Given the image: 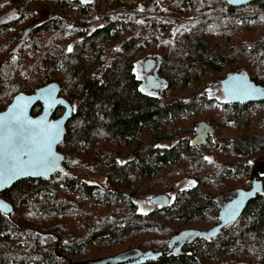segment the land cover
Returning a JSON list of instances; mask_svg holds the SVG:
<instances>
[{"label":"trees","instance_id":"trees-1","mask_svg":"<svg viewBox=\"0 0 264 264\" xmlns=\"http://www.w3.org/2000/svg\"><path fill=\"white\" fill-rule=\"evenodd\" d=\"M32 1L0 0V21H4L0 23V54H9L0 66V96L33 93L53 80L50 73L56 69L61 80L55 81L60 83L62 95L75 104V114L59 145L66 155V171L49 180H20L0 194L14 206L11 216L0 212V264H71L73 260L65 256V249L92 252L97 238L107 236L115 241L118 234L154 225L156 220H148L138 212L135 196H130L128 209L119 204L123 196L128 198L120 190L125 187L120 181L134 176L135 185L139 175L147 174L171 182L170 163L178 168L184 157L189 162L179 169L200 179L201 186L205 182V154L214 149V143L196 147L190 142L196 124L202 120L215 127L214 137L222 153L210 176L219 182L212 199L218 207L217 223L208 231L191 228L197 233L177 252H172L174 238L189 229L174 232L168 241L166 237L156 240L146 251L151 256L144 263L130 264H219L224 260L264 264V196L253 199L246 208L242 203L237 215L229 216L230 206L243 191L238 184H250L252 169L246 156L254 157L264 151V120L253 133L241 134L238 129L245 123L244 112L264 101L247 105L225 102L217 107L198 87L190 97L177 94L170 101L168 98L172 90L183 92L190 83L216 76L236 62L239 69L264 85V27L257 34L253 29L254 23L261 22L264 0L243 5H232L226 0H108L104 25L87 35L76 52L67 49L68 35L87 7L72 0H39L33 12L50 8V3L56 15L40 25L24 27L17 40L19 34L13 28L20 20H8L10 8L22 11L24 16L27 10L20 8ZM174 15L193 20L176 28ZM234 34L236 38L229 44ZM223 35L224 39L219 40ZM246 35L247 40H242ZM23 37L24 44L14 54ZM151 43L161 51L156 52L160 59L158 73L167 81L159 92L142 84L141 57L137 58ZM179 84L181 88L176 87ZM40 110L39 104L33 113ZM188 113L205 116L187 124L184 117ZM59 114L60 110L56 115ZM157 117L155 132L146 140V126ZM245 124L248 130V122ZM221 126L231 132H223ZM165 139L176 141L163 148L160 142ZM121 158L130 160L122 164ZM232 172L240 177L228 180ZM94 175H105L109 190L115 191L111 195L108 190L106 204L99 212L114 215V219L108 217L100 227L91 224V210L83 202L85 193L96 187L83 177ZM76 182L82 183L80 199L71 190L61 192L63 184L74 186ZM199 187L187 192L195 197L196 204L174 201L168 208H160L168 213L166 220L181 215L195 218L203 213L205 202L198 199ZM226 195L233 200L227 201ZM172 206L177 208L170 212ZM82 210L90 216L80 233L71 227ZM123 218L128 222H117Z\"/></svg>","mask_w":264,"mask_h":264},{"label":"rangeland","instance_id":"rangeland-1","mask_svg":"<svg viewBox=\"0 0 264 264\" xmlns=\"http://www.w3.org/2000/svg\"><path fill=\"white\" fill-rule=\"evenodd\" d=\"M39 0H33L28 6L22 7L20 9L27 10L26 15L23 16L22 11L17 9L10 8V14L8 15V20H12L14 18H19L20 24L15 26L13 30L17 31L18 39L21 37L23 33V28L31 25V26H37L43 23L45 20L49 19L50 17H53L56 15V12L51 9V4H49L50 8L44 9V10H38L33 12V10L36 8ZM72 2L78 3L77 5L86 6L87 10L85 15L79 17L80 20L73 23V31L69 33V39L67 43V49L71 47V51L76 52L78 50L79 44L85 39V37L89 34H91L95 29L101 27L104 25L105 17L108 14L110 7L108 4V0H72ZM111 2V1H110ZM245 14H248L249 12L247 10H244ZM261 22H257L253 24V29L255 33L257 34L263 27H264V13L261 14ZM197 19V17H195ZM193 20L192 17H175L174 15V24L176 28L179 26H182L183 23L187 21ZM16 33V32H14ZM225 35H223L219 40H223ZM236 38V34L232 35L229 44L232 43V41ZM248 35L244 36L242 40H247ZM15 44V43H14ZM13 44V45H14ZM13 45L11 46L8 53H11V50L13 48ZM26 51L23 50V52ZM161 52L157 48H155V44L151 43L146 49L138 53L137 58L144 56L147 53H156ZM9 55V54H8ZM8 55L0 54V66L5 61L6 57ZM24 55V54H23ZM140 60V59H139ZM142 64L144 63L143 60H141ZM239 62H236L232 65H227L225 70L216 75V76H209L206 78H202L200 82L194 81L190 83L189 87L183 91L179 92L172 90L168 94L169 101L171 100L172 96L179 95V97H190L192 91H194L197 87L201 89V93L203 95H206L208 100L212 99L214 100L213 104L214 106H223L225 102H228L226 100L225 94L222 89V81L223 79L231 73L234 72H246L243 69H239ZM238 69V70H236ZM51 77H53L52 81L55 80H61L58 78L61 74H58L56 72V69H52L51 71ZM49 79L51 81L52 78ZM8 84V83H7ZM48 84V83H46ZM44 84V85H46ZM182 84V83H181ZM179 84L176 86L177 88H181L182 85ZM43 85V86H44ZM41 87V86H40ZM34 89L33 91H35ZM15 94L9 98L8 96L1 95L0 96V104L1 109H6V107L11 103L13 97ZM73 106L75 108V104L73 103ZM75 113V109H74ZM209 115L212 114V111L207 112ZM204 114H197V115H191L188 113L185 118V122L187 124H190L193 120L197 121L201 118H204ZM214 116L216 117V114L214 113ZM243 120H245V123L248 122L249 129L247 130L246 124L238 129V131H241V134H250L254 131L259 130V124L261 120H264V104L262 105H253L251 108L246 110L244 112ZM158 122V117L154 120H152L147 126L145 130V138L146 140L151 137V135L155 132V124ZM168 127L170 125H167ZM224 126H221L223 128ZM167 128V132H168ZM223 132H231L230 129H222ZM210 139V143H214L213 151L211 150L209 153L205 154V168L202 172V178L204 179V183L200 186L201 180L198 178H195L193 176H188L185 170L179 169V167H183L187 162H189V159H185L183 157V161L178 163L179 167L173 163H170L169 169L171 176V182H168L166 178L159 177L157 178V175L155 177H151L147 174L145 175H139L138 185L140 186V189H137V183H135V179L131 176H129L127 179H123L120 181V184L124 183L125 187L121 188V192H128L131 196L134 197L135 201L138 203L140 211L139 213L143 214L145 218H148V220H156L154 225L147 226L145 229H140L138 232H126L125 234L117 236L118 240L112 241L109 237H101L94 240V251L89 252L88 250H83L82 252H79L77 250L73 249H65L64 254L67 258H70L72 261V264H100L96 263L100 261L102 264H104V260L108 261L110 259L115 258H124L125 252L130 249H135L137 251L141 250L142 252H146L149 250V248L153 247V244L156 240H160L163 237L167 238V241L172 236L174 232L180 231V230H186L189 229V231L185 232L184 234H178V237L174 238V245L172 248V252H177L180 250V247L185 243L190 241L189 239L193 238V235L197 233V231H192L193 229L198 230H212V228L217 223L216 219V213L218 212V207L212 204L213 197L217 194V189L219 182L215 180L214 178L210 177L213 172L212 168L216 167L218 163L220 162V157L222 153L219 150V142L214 137L212 140V136ZM176 140H168L165 139L160 142V146L163 148H169ZM204 146V145H203ZM212 148V147H211ZM130 160V158H121L120 163H126ZM264 165V151L262 153L256 154L253 158L251 157V164L250 169L258 168L260 166ZM177 168V169H176ZM184 168V167H183ZM213 168V169H214ZM209 171V173H208ZM229 176V174H227ZM226 176V177H227ZM240 177V175L237 176L236 173L232 172V175L228 180H236ZM83 180L86 181L90 185H95L89 194L85 193V199L86 201H83L89 210H91V216H92V222L91 224L94 226H103L107 222V218L114 219V215L109 216L104 213H99L100 209L103 208V206L106 204V198L108 196V190H109V183L107 181V178L105 175H94V176H84ZM226 180V178H225ZM232 183V182H231ZM200 186V187H199ZM233 187L235 184L232 185ZM241 188L248 187V182L240 183L238 184ZM199 187V194L198 199L205 202L204 208L202 210L203 213L199 214L198 217L192 218H186L185 215L174 217V219L166 220L168 213H165L163 210H160V208L164 207H157L155 204L150 202V199L154 196L160 195V194H168L170 197L175 199V202H178L179 204L183 203L184 201H191L194 204L197 203L195 200V197H192L191 195H187V192L190 190H193ZM71 190L74 195L78 199L81 198L83 188L81 182H76V184L73 185H65L63 184L61 186V192H66ZM113 190H109V194L113 195L111 192ZM115 192V191H113ZM115 195V194H114ZM230 195H226L227 201H232L233 197H228ZM117 197V195H115ZM130 197L126 198L123 196V198L119 201V204L122 206H126L130 204L131 200H129ZM131 199V198H130ZM168 208V207H167ZM177 207L172 206L170 209L171 211H174ZM128 209L126 206L125 210ZM135 209V208H134ZM87 210V209H86ZM136 210V209H135ZM232 209H230V212ZM146 213V214H145ZM89 215V216H90ZM85 210H82L80 213V217L78 216L76 221L74 222V225L71 227V229H77L80 233H82L85 230V224L87 218H89ZM81 219V220H80ZM128 222L127 218L118 219L117 222ZM134 221V220H132ZM203 232V231H202ZM139 247L141 249H139ZM133 254V253H132ZM113 261V260H112ZM67 263V260L64 262ZM219 264H246L242 261H234V260H224Z\"/></svg>","mask_w":264,"mask_h":264},{"label":"water","instance_id":"water-1","mask_svg":"<svg viewBox=\"0 0 264 264\" xmlns=\"http://www.w3.org/2000/svg\"><path fill=\"white\" fill-rule=\"evenodd\" d=\"M226 1L232 5H243L251 0H232V2H229V0ZM24 42H25V37H23L20 40V42L17 44V46L14 48L13 50L14 54H17V52L22 47ZM156 63L157 60H155L153 57L147 59L143 67L145 72L150 73V71L156 67ZM158 63H160V59ZM158 68L159 65L156 67L155 74H148V76L146 77L147 88L150 90L162 91V89L167 86L166 79L157 73ZM235 78L246 79L248 84H250L256 89H260L261 94L253 95L252 98H243V96H240L239 98H234L233 92L238 88L240 84V81ZM222 89L225 94L226 100L230 103L247 104V103L264 101V85L257 83L248 74L243 72H234L228 74L222 81ZM61 91H62V87L60 83L57 81H51L48 84L39 87L33 93H25V92L17 93L13 97L11 103L6 107V109L0 111V121H3L5 123L10 121L12 117H14L15 115L21 112L24 113V119L26 121L35 122L34 124H26L23 129H19V130L15 126L11 127L10 131L16 137L17 151H20L23 148L22 141L24 142L34 141L36 145L41 144L43 142L44 133L52 124L59 123L61 129L58 140L52 146V152L54 156L59 158L56 161V170L47 173L46 175L19 176L14 180H12L11 183H9L8 185L4 186L3 188H0V194L5 190L14 186L15 183H17L20 180L27 178H32V179L42 178L49 180L56 173H64L66 171V166H65L66 155L59 150V145L64 141L68 131L67 124L74 117L75 113L74 110H72L74 109V107L73 104L70 102V100H68L63 96H60ZM59 101H63L64 103H59ZM39 103L42 104V110L39 114L34 115L33 109ZM50 103L52 105L51 107H49ZM59 106L64 107L65 111L62 113V115L55 118L54 114ZM215 131H216L215 127L210 125L209 122L205 120L200 121L198 126L196 127V135L192 139L193 145L202 146L206 144L209 135L215 133ZM4 135L5 133L0 131V137H3ZM24 159L27 160L28 157H25ZM126 195L129 197L131 196L129 193H126ZM150 202L155 205H160V207L167 208L171 204V197L168 194H160L152 197L150 199ZM0 203L6 204L8 206L7 208H0V212L11 216L14 212V206L12 205V203L6 200L3 196H0ZM199 233L201 234V231H199ZM190 236H195V235L193 234ZM144 253L150 254L149 252H142L141 250H139L138 261L140 263H144L148 258L147 256L144 255ZM112 258L114 259H110V260L119 262V264H124L123 260H121L120 258L118 257L117 258L112 257ZM104 262L106 261L104 260ZM96 263L102 264L100 261Z\"/></svg>","mask_w":264,"mask_h":264},{"label":"snow or ice","instance_id":"snow-or-ice-1","mask_svg":"<svg viewBox=\"0 0 264 264\" xmlns=\"http://www.w3.org/2000/svg\"><path fill=\"white\" fill-rule=\"evenodd\" d=\"M232 2V0H229ZM4 21H0L3 23ZM71 47L68 51L71 52ZM240 81V84L233 92L234 98H252L253 95L261 94L260 89H256L247 83L246 79L235 78ZM59 103H64L59 101ZM51 103L49 107H51ZM74 110V109H72ZM35 122L26 121L24 113L21 112L7 123L0 121V131L5 135L0 137V188L11 183L12 180L19 176L31 175L39 176L46 175L56 170V161L59 159L55 157L52 152V146L59 138L60 124H52L44 133L43 142L36 145L34 141H22L23 148L20 151L16 149V137L11 133L10 129L15 126L18 130L23 129L26 124H34ZM28 157L27 160L24 158ZM254 193H239L240 199L230 206V218H234L246 197ZM6 204L0 203V208H7ZM146 214V213H145Z\"/></svg>","mask_w":264,"mask_h":264},{"label":"flooded vegetation","instance_id":"flooded-vegetation-1","mask_svg":"<svg viewBox=\"0 0 264 264\" xmlns=\"http://www.w3.org/2000/svg\"><path fill=\"white\" fill-rule=\"evenodd\" d=\"M151 57H153L155 60H157V63H156V67L159 65V63H158V61H159V58H158V55L156 54V53H148V54H146L145 56H143V57H141L140 58V60H139V67H140V76H141V81H142V84H144L145 85V87L147 88V80H146V77L148 76V74H155V70H156V67L153 69V70H151L150 71V73H147V72H145V70H144V63H145V61L147 60V59H149V58H151ZM141 60H143V64L141 63L142 61ZM157 73H158V70H157ZM159 74V73H158ZM160 75V74H159ZM161 76V75H160ZM148 89V88H147ZM148 90H150V89H148ZM150 91H155V90H150ZM157 92H159V91H157ZM60 96H63L62 95V91H61V93H60ZM64 97V96H63ZM66 98V97H65ZM68 99V98H67ZM254 104L255 103H259V102H253ZM40 105H41V110H42V104L41 103H39ZM38 104V105H39ZM247 104H250V103H247ZM246 104V105H247ZM243 105H245V104H243ZM37 106V105H36ZM74 107V106H73ZM41 110H40V112H41ZM60 110V114L59 115H56V113L58 112ZM65 111V108L64 107H62V106H59L58 108H57V110H56V112H55V114H54V117L55 118H57V117H59L60 115H62V113ZM39 112V113H40ZM39 113H37V114H39ZM34 114V113H33ZM37 114H34V115H37ZM73 119V118H72ZM71 119V120H72ZM198 124H199V122L196 124V126H195V129H194V132H193V135H191V138H190V142H191V144L193 145V143H192V139L195 137V135H196V127L198 126ZM210 124V123H209ZM210 125H212V124H210ZM67 126H68V124H67ZM68 130V129H67ZM216 132V131H215ZM211 136H212V140L214 139V136H215V133H213V134H210L209 135V137H208V140H207V143L208 142H210V139L209 138H211ZM206 143V144H207ZM206 144H204V145H206ZM193 146H195V145H193ZM203 146V145H202ZM196 147H200V146H196ZM253 158V157H252ZM246 159H247V165L248 166H250V164H251V157H249L248 155L246 156ZM253 170H255L254 172H253ZM256 173H260L259 174V176L257 177V176H255V174ZM248 178H249V180H250V184H248V187H246V188H244L243 189V193H254L253 195H251V196H249V197H246L245 199H244V201H243V203H244V207L246 208L247 207V205L250 203V201H252L253 199H257V198H259V196H264V165L263 166H260V167H258V168H254V169H252L251 170V172H250V174H249V176H248ZM124 193H128V192H124ZM127 197H129V196H127ZM136 197V196H135ZM131 198V197H130ZM174 201H175V199L174 198H172L171 197V204H173L174 203ZM170 204V205H171ZM155 206H157V207H159L160 208V205H155ZM189 240H191V238L189 239ZM186 243V242H185ZM173 246V245H172ZM183 246H184V244H183ZM183 246H181V247H183ZM122 253H125V257L124 258H121V260H123V262H124V264H130V263H135L136 261H138V259H139V257H138V255H139V251H137V250H134V249H130V250H127V251H125V252H122ZM133 253V254H132ZM144 255L145 256H147V257H150V255L149 254H147V253H144ZM72 264V263H71ZM104 264H119V262H116V261H112V260H108V261H106Z\"/></svg>","mask_w":264,"mask_h":264}]
</instances>
